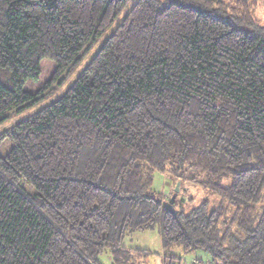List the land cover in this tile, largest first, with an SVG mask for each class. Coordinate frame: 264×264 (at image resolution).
<instances>
[{
    "label": "trees",
    "instance_id": "trees-1",
    "mask_svg": "<svg viewBox=\"0 0 264 264\" xmlns=\"http://www.w3.org/2000/svg\"><path fill=\"white\" fill-rule=\"evenodd\" d=\"M128 1L0 0V123L62 85ZM256 4L137 0L57 99L0 134L11 142L0 154V264H101L105 250L132 264L150 251L124 236L157 224L165 257L177 246L264 264ZM190 171L220 202L186 210L174 199L172 214L154 174Z\"/></svg>",
    "mask_w": 264,
    "mask_h": 264
},
{
    "label": "rangeland",
    "instance_id": "rangeland-1",
    "mask_svg": "<svg viewBox=\"0 0 264 264\" xmlns=\"http://www.w3.org/2000/svg\"><path fill=\"white\" fill-rule=\"evenodd\" d=\"M137 2V0H129L122 10L121 14L115 19L112 25L104 34L103 38L96 43L84 56L82 62L74 71L63 81V84L60 86H55L49 96L45 100H42L40 103L32 106L31 108L24 110L17 114H12L9 119L0 123V134L8 129L11 125L15 124L17 121L25 118L26 116L34 113L39 108L52 102L57 99L72 83V81L78 76L85 64L93 57L96 50L103 43L105 38L112 33L116 26L121 22L125 13ZM255 14L264 24V0H257L255 6ZM39 85L35 86L32 81H28L25 84L27 90H36ZM11 146L10 141H1L0 142V154H5ZM195 175L197 179L201 180L204 178V174L198 171H190L185 177L186 179H174L169 177L166 174L156 172L154 174L152 188L155 192H160V196L163 200V203L168 202L169 199L175 194L174 199L176 202L182 201L184 208L189 210L193 207L198 206L204 201H208L210 204V209L215 207L218 202H220V197L218 195L211 194L207 189L203 188L197 181L189 180L190 175ZM195 176H192L193 178ZM180 180V189L179 192H174V187L177 182ZM176 197V198H175ZM233 215V209L227 207L225 209V214L223 219L227 225L231 221ZM233 231H236L235 225L230 226ZM122 244L126 247L147 249L150 251V254L143 257L141 260L138 259L132 264H167L172 262V264H228L224 259L215 258L213 259L206 251L202 249H196L188 252H184L180 247L174 246L170 249V253L174 255V258L165 257L166 252L162 247L160 227L157 224L152 229L132 231L126 234L122 240ZM99 260L101 264H113L111 255L108 250H105L99 255Z\"/></svg>",
    "mask_w": 264,
    "mask_h": 264
},
{
    "label": "water",
    "instance_id": "water-1",
    "mask_svg": "<svg viewBox=\"0 0 264 264\" xmlns=\"http://www.w3.org/2000/svg\"><path fill=\"white\" fill-rule=\"evenodd\" d=\"M179 189H180V180H177L176 184H175V187H174V192L177 193L179 192ZM174 196L175 194L172 195V197L169 199L168 202H165L163 205L167 208V210L169 212H171L172 214H176V210L174 209L173 207V202H174Z\"/></svg>",
    "mask_w": 264,
    "mask_h": 264
}]
</instances>
